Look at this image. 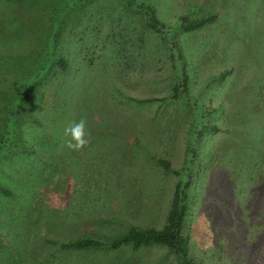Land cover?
Masks as SVG:
<instances>
[{
	"label": "rangeland",
	"instance_id": "rangeland-1",
	"mask_svg": "<svg viewBox=\"0 0 264 264\" xmlns=\"http://www.w3.org/2000/svg\"><path fill=\"white\" fill-rule=\"evenodd\" d=\"M145 1L165 37L122 0H0V115L38 51L70 64L26 102L30 149L8 166L0 156L11 190L0 192V264H180L161 244H58L161 227L185 175L195 262L264 264V0ZM210 14L180 27L181 15ZM181 72L186 90L173 97ZM81 117L88 143L73 150L64 129Z\"/></svg>",
	"mask_w": 264,
	"mask_h": 264
},
{
	"label": "trees",
	"instance_id": "trees-1",
	"mask_svg": "<svg viewBox=\"0 0 264 264\" xmlns=\"http://www.w3.org/2000/svg\"><path fill=\"white\" fill-rule=\"evenodd\" d=\"M122 1L125 3L126 7L142 15L145 24L149 28L162 33L163 37H165L164 34L168 31L167 24L158 17L157 11L151 3L145 0ZM214 19L215 14L192 18L185 15L179 17L180 27L183 30L199 28L204 24L212 22ZM55 21L56 19L54 22ZM60 32L61 26L58 31L56 30V32L52 34L53 43L57 41ZM168 43H170V41ZM28 65V71L22 73L23 75L20 76L21 78L16 79L14 84L12 83L11 87L8 88V92H10L12 97L4 98L6 109H4L0 115V123L2 126V129H0V156L4 158L3 162L7 166L20 156H24L26 153L25 150L28 151V149H30L28 144H25L26 140L24 141L22 139V125L24 124L23 120L26 102L36 93V90L41 85L44 86L48 83L51 74H53V69L65 71L70 66L66 57L55 53L53 50L47 53L38 51ZM226 74L227 71H223L215 78H223ZM186 86L185 73L181 72L177 75L176 83L172 89V96H180L185 92ZM131 99L140 101L142 98ZM210 127L213 128L215 126ZM22 153L24 154L21 155ZM8 161L10 162L8 163ZM159 162L165 167L169 166V162L164 159H160ZM174 172L178 173V171ZM185 173H181L180 176L185 175ZM185 177L186 175L179 178L174 185L169 209L161 227L130 226L121 234L110 238L84 235L60 242L58 245L63 250L74 251L88 249L102 250L106 248L117 249L125 244H129L136 249L150 244H161L176 253L180 264H197L188 253V235L185 226L188 212V188L191 181L189 178L185 179ZM10 191V188L0 184V192L3 194H10ZM56 243L57 242H54V244ZM25 254L26 251L22 252L20 257H24Z\"/></svg>",
	"mask_w": 264,
	"mask_h": 264
},
{
	"label": "clouds",
	"instance_id": "clouds-1",
	"mask_svg": "<svg viewBox=\"0 0 264 264\" xmlns=\"http://www.w3.org/2000/svg\"><path fill=\"white\" fill-rule=\"evenodd\" d=\"M88 134L86 120L84 117H81L78 121H73L65 127L64 135L67 137L65 143L70 149L80 150L87 145Z\"/></svg>",
	"mask_w": 264,
	"mask_h": 264
}]
</instances>
